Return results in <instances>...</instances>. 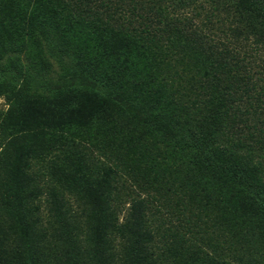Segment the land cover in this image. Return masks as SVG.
I'll return each mask as SVG.
<instances>
[{"label": "rangeland", "instance_id": "rangeland-1", "mask_svg": "<svg viewBox=\"0 0 264 264\" xmlns=\"http://www.w3.org/2000/svg\"><path fill=\"white\" fill-rule=\"evenodd\" d=\"M35 4L0 0V32L42 71L39 43L22 33ZM56 23L66 52L92 73L66 67L58 81L30 82L46 94L13 102L0 95V264H132L135 244L108 226L109 214L125 222L140 197L154 240L139 264H244L247 257L264 264V199L211 173L212 140L184 137L199 120L175 101L169 64L128 32L68 17ZM188 48L201 76L199 67L211 66L207 54ZM136 130L159 138V148L137 141ZM163 141L168 147L160 148Z\"/></svg>", "mask_w": 264, "mask_h": 264}, {"label": "trees", "instance_id": "trees-1", "mask_svg": "<svg viewBox=\"0 0 264 264\" xmlns=\"http://www.w3.org/2000/svg\"><path fill=\"white\" fill-rule=\"evenodd\" d=\"M35 3L22 33L39 43L47 65L42 71L36 69L14 37L0 32V39H7L0 44V70L6 77L0 84V95L13 102L23 93L46 94L43 87L29 88L30 82L41 75L45 80L58 81L66 67L84 78L91 77L90 66L85 69L81 57L66 52L63 33L56 23L60 17L128 32L148 42L153 53L172 68L166 77L171 76L175 101L190 110L194 120H199L195 130H183L184 137L212 140L218 146L215 161L209 167L211 173L231 181L235 190L243 187L245 192L255 191L264 199V153L256 154L251 147L252 143L264 147V0H35ZM16 10L20 13L22 8L18 6ZM8 18L12 20L9 15ZM190 46L207 54L211 66L205 70L199 67L201 76L190 65ZM136 131L137 141H154L159 148V142L155 143L159 138ZM248 136L253 140L247 141ZM167 145L163 141L160 148ZM243 147L248 151L239 152ZM207 170V166L199 169L201 173ZM112 172L111 167L103 171L108 179L115 176H110ZM146 204L143 197L134 199L123 223H113L111 219L114 221L116 217L112 212L109 214L108 226L126 233L135 244L132 264H139L138 258L147 253L154 240V232L146 220ZM260 229L264 238V226ZM244 259L242 256L240 260ZM93 260L98 261L97 255ZM244 264H251L250 258Z\"/></svg>", "mask_w": 264, "mask_h": 264}]
</instances>
